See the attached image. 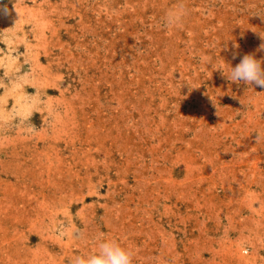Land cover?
<instances>
[{"label": "rangeland", "instance_id": "rangeland-1", "mask_svg": "<svg viewBox=\"0 0 264 264\" xmlns=\"http://www.w3.org/2000/svg\"><path fill=\"white\" fill-rule=\"evenodd\" d=\"M3 2L0 264H264V89L214 70L264 69V0Z\"/></svg>", "mask_w": 264, "mask_h": 264}, {"label": "clouds", "instance_id": "clouds-1", "mask_svg": "<svg viewBox=\"0 0 264 264\" xmlns=\"http://www.w3.org/2000/svg\"><path fill=\"white\" fill-rule=\"evenodd\" d=\"M15 11V5L13 4ZM189 14L183 0H179L175 7L169 9L162 18V25L165 29H179L184 22L185 17ZM12 15V11L0 0V18H8ZM238 45H233V48H238ZM260 49L264 50V43L260 45ZM227 50V48H225ZM237 53H232V58L236 59ZM209 64H211L209 62ZM226 64V63H225ZM227 65V72L223 66H216L215 71H220L222 76L227 80L237 84L243 82L245 84L255 85L264 89V69L261 67V61L254 58L252 54H245L240 59V62L232 67ZM264 140V134L258 133L256 141ZM74 239H84L83 233L78 229L72 233ZM92 242L96 247V251L87 255H77L72 258L70 264H133L136 252L132 248L123 247L116 240L106 239L103 232L98 233L92 238Z\"/></svg>", "mask_w": 264, "mask_h": 264}]
</instances>
